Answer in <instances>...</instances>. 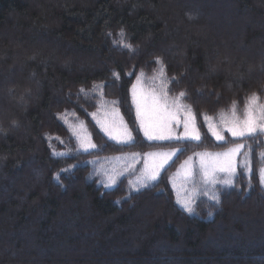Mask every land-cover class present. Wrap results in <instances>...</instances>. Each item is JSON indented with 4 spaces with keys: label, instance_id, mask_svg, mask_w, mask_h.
Wrapping results in <instances>:
<instances>
[{
    "label": "trees",
    "instance_id": "1",
    "mask_svg": "<svg viewBox=\"0 0 264 264\" xmlns=\"http://www.w3.org/2000/svg\"><path fill=\"white\" fill-rule=\"evenodd\" d=\"M15 43L34 52L14 60ZM10 64L14 75H4ZM140 76L185 94L200 141L146 138L131 92ZM7 88L25 98L7 101ZM0 90V237L36 236L44 250L83 244L88 264H264V235L242 217L264 206V135L218 143L206 121L245 116L254 95L264 105V0H0ZM104 104L121 110L131 143L101 130L94 114ZM80 124L97 149L78 150ZM235 145L249 153L251 174L219 187V202L199 197L189 214L171 175L198 151ZM174 147L176 158L140 189L133 175L110 187L96 172L113 155ZM152 197L168 199L166 213L144 217ZM120 239L131 242L123 252ZM0 264L13 263L6 254Z\"/></svg>",
    "mask_w": 264,
    "mask_h": 264
},
{
    "label": "rangeland",
    "instance_id": "2",
    "mask_svg": "<svg viewBox=\"0 0 264 264\" xmlns=\"http://www.w3.org/2000/svg\"><path fill=\"white\" fill-rule=\"evenodd\" d=\"M226 22V21H224ZM26 48L22 46L14 44L13 52L15 53L14 60L15 59H24L25 56H29L34 51H27ZM13 63V59H12ZM21 63V62H20ZM20 65V64H19ZM18 65V66H19ZM11 67V68H10ZM10 64L8 66L7 71L4 75L11 74L14 75L15 68ZM11 79V77L9 78ZM136 86L137 91V98H139L141 95H144L146 97H150L153 92H155L156 96L159 97L163 95L165 99L167 100V103L169 105V111H173L176 113V119L170 120L167 122L166 128L161 129L160 124L162 121H158L153 125L151 128V132L154 135H160L163 133L164 135H170L171 138L168 139H151V141H159V142H166V141H177V142H183V141H200L202 138V135L200 133V130L198 128L197 122H196V116L194 113V109L191 105L187 104L183 96L178 97H172L169 92L167 86H164L163 80L159 78L153 79L150 83H146L144 80V76H140L139 79L134 84ZM133 85V86H134ZM9 88V86H8ZM5 89L4 91V97L7 95L10 98L11 96H14L15 94L11 93L9 89ZM132 98H133V87H132ZM1 93V90H0ZM17 97L13 99H19V102L25 98L23 95V91H19V93H16ZM9 98L5 99L7 101ZM176 103L179 105H182L183 107L180 108L179 111L176 109ZM135 105L136 115H137V107ZM2 107V106H1ZM249 108V107H248ZM261 108H264V105H260L258 101H256V106L254 107V117L256 122V131L252 134H246L243 137L252 136L256 134L264 135V116L261 114ZM7 111V110H6ZM3 114V117H5ZM94 118L98 125L100 126L101 130L113 141L121 144H128L131 143L134 140L132 131L130 129V126L128 125L126 118L124 117L121 110L113 106L111 104H104L101 109H99L95 114ZM4 119V118H3ZM2 119V120H3ZM138 124L140 126V129L143 131L145 135L144 128L141 127L140 119L138 118ZM234 119L239 120L240 122H243L244 119H246L245 116H239L236 113H222L218 116H207V126L208 130L211 133L212 137L218 142L223 143L226 142L229 137L232 138H243V137H233L231 132L228 131V128L232 126V122ZM115 120L117 125L119 126L118 129H112L111 123ZM185 121H188V131L191 132L193 128L198 131L200 135L199 140L192 139L191 137H185V127L184 123ZM2 123H4L2 121ZM11 124V122H10ZM127 128V130L131 133L132 139L128 142H124V139H120L119 134L123 132L124 128ZM108 129V130H106ZM74 130V134L77 136L79 140V149L80 151L88 152L93 151L97 149L96 144L92 140V137L87 130V128L80 124L79 128ZM213 131H217L224 137L223 140H217L216 136L213 134ZM111 132V135L109 134ZM146 136V135H145ZM176 137H181L180 139H177ZM148 139V137L146 136ZM150 140V139H149ZM89 144L95 145V147H89ZM235 146H231L227 149L223 150H202L198 151L194 154H192L191 160H189V157L185 159L173 172L171 175V182L173 187L176 191V196L178 198L179 204L183 207L185 203L190 202V206L194 209L195 212V204L196 200L201 196H206L210 199H212L213 196L219 197L218 188L219 187H228L227 185L223 184L222 181L225 179H232L233 183L235 179L238 177L239 173H246L248 175L252 172V162L251 158L248 152L244 150V146L240 149L238 153H236L233 156V164L235 167V174L229 175L228 173L224 172H215L213 175L215 177V183H209L205 180L203 176V171L201 169L200 161L201 157L198 155L200 153H210L213 154V156L217 153H224L228 151L229 149L235 148ZM173 150H176L174 154H171L167 162L163 165L162 168H158L157 172V179L156 180H147L144 181L143 177L146 171V165L151 168L154 163L158 164L161 160L160 156H148L147 154L153 153V154H162V153H173ZM181 151L180 147H174L169 149H158V150H149L146 152H138V153H127V154H120V155H113L109 157V159H105L99 163L100 167L97 168L96 172L101 175V177H105L106 181H102L103 183L107 181L109 184L106 186L114 187L117 182L126 175H133L134 178L132 179L134 188L140 189L145 186L154 184L162 174V172L171 164V162L176 158V156ZM136 154V155H133ZM187 161V164L185 163ZM247 163V167L245 166ZM264 168V165H262L261 169ZM186 173H191L190 175H186ZM19 175H22L19 173ZM131 179V178H130ZM100 182V183H102ZM102 183V184H103ZM233 185V184H232ZM264 186V185H263ZM151 202H147L144 207H142L141 210H139L140 213L144 214L143 216L146 217V215H152L158 214L161 215L162 213H166L163 209L164 206L167 204L168 199L166 197H152ZM253 200L250 201V203ZM184 208V207H183ZM259 211H256L257 215H249L247 212H243L242 217L244 222L246 223V226L248 228L250 227L249 231L253 234L261 233L264 235V206L259 208ZM256 210V208H255ZM193 212V213H194ZM171 215V214H169ZM222 223L217 224V228L219 229V225ZM223 226V225H222ZM236 235V234H234ZM234 237H237L234 236ZM20 238V237H19ZM23 240H17L16 244L10 242V237L8 235H3L0 237V257H4V255H8L9 261L13 264H81L83 261L87 263V256H88V249L84 250L86 247L81 244L79 246H72L71 248L66 240H55V242L52 243V246L48 250H44L42 246L37 245L36 242V236H29L28 234L23 236ZM224 238H221V236H218L217 238H214V240H222ZM21 242V243H20ZM120 244H127L126 247L123 249L128 248L129 243H126V240L120 239ZM18 243L21 244L23 247L20 248ZM84 246V247H83ZM49 248V247H48ZM84 248V249H83ZM88 248V247H87ZM46 251V252H45ZM119 251V250H118ZM20 260V262L18 261ZM88 264V263H87ZM144 264H150L147 262H144Z\"/></svg>",
    "mask_w": 264,
    "mask_h": 264
},
{
    "label": "snow or ice",
    "instance_id": "3",
    "mask_svg": "<svg viewBox=\"0 0 264 264\" xmlns=\"http://www.w3.org/2000/svg\"><path fill=\"white\" fill-rule=\"evenodd\" d=\"M121 35H123V31L121 32ZM126 47H131V45H125ZM83 91V89L81 90ZM181 96H184V93L180 94ZM257 97L254 95L249 100V108L246 112V119L243 120V122H240L237 119H234L232 122V126L228 128V131L231 132L233 137H243L246 134H252L254 133L256 129V122L254 117V107L256 106ZM133 102L136 104L137 107V116L140 119L141 127L144 128L145 135L148 137V139H168L171 138L170 135H164L161 133L160 135H154L151 132V128L155 123L158 121H162L160 124L161 129L166 128L167 122L170 120L176 119V113L173 111H169V105L167 103V100L163 95L157 97L155 92L152 93L150 97H146L144 95H141L139 98H137V91L136 86H133ZM176 109L177 111L180 110L182 105H179L176 103ZM261 114L264 116V108H261ZM118 125L115 120L111 123L112 129H118ZM185 127V137H191L192 139L199 140L200 135L198 131H196L195 128L192 129L191 132L188 131V121H185L184 123ZM108 130V129H106ZM111 135V132H109ZM213 134L216 136L217 140H223L224 137L220 135L219 132L213 131ZM120 139H124V142H128L132 139L131 133L127 130L125 127L123 132L119 134ZM177 139H180L181 137H176ZM89 147H95V145L89 144ZM243 147V145H237L235 148L229 149L228 151L224 153H217L213 156V154L210 153H200L198 154L201 157L200 165L201 169L203 171V176L205 180L209 183H215V177L214 173L224 172L228 173L229 175L235 174V167L233 164V156L240 151V149ZM176 150H173V153H162V154H153L149 153L148 156H160L161 160L158 164L154 163L151 168H149L146 165V171L143 177L144 181L147 180H156L157 179V169L162 168L163 165L167 162L168 157L171 154H174ZM136 155V154H133ZM189 160H191V157H189ZM187 164V161L185 162ZM247 167V163L245 165ZM191 173H186V175H190ZM260 179L262 185H264V168L260 169ZM57 182H59V176L56 177ZM223 184L227 186H231L233 184L232 179H225L222 181ZM212 199L216 202L218 201L217 196H213ZM184 209L189 214H192L194 212V209L190 206L189 203L184 204ZM211 215V213H209Z\"/></svg>",
    "mask_w": 264,
    "mask_h": 264
}]
</instances>
